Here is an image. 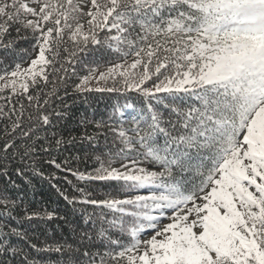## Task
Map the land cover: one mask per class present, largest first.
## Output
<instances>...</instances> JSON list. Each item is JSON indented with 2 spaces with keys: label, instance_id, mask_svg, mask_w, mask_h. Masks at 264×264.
Returning a JSON list of instances; mask_svg holds the SVG:
<instances>
[{
  "label": "snow or ice",
  "instance_id": "obj_1",
  "mask_svg": "<svg viewBox=\"0 0 264 264\" xmlns=\"http://www.w3.org/2000/svg\"><path fill=\"white\" fill-rule=\"evenodd\" d=\"M103 92L140 105L81 115L82 171L66 101ZM29 171L80 213L73 242L22 227L63 219L15 194ZM33 253L264 264V0H0V264H45Z\"/></svg>",
  "mask_w": 264,
  "mask_h": 264
},
{
  "label": "trees",
  "instance_id": "obj_2",
  "mask_svg": "<svg viewBox=\"0 0 264 264\" xmlns=\"http://www.w3.org/2000/svg\"><path fill=\"white\" fill-rule=\"evenodd\" d=\"M75 101V103L73 102ZM67 104L71 105L68 109V118L64 122L66 138L77 137V142L68 148L64 152L65 156L77 157L78 162L73 163V167H79L80 170H84L90 161H86V154H91V146L85 140L80 142L79 137L84 131L83 128L79 126L81 115L86 112V114L91 117L93 113L97 119L101 118L103 115L110 114L113 106L119 107L124 112H132V108L126 107V105H136L138 110L140 101L136 93H92L89 97V105H85L82 102V98H77L69 96L67 99ZM46 172L51 171L49 169ZM60 179L58 181V186L61 189L71 190L70 186L65 183L64 173H60ZM13 179L19 186L15 190V194L23 196L24 203L31 205L33 207H44L46 206L49 210L56 209L57 217L51 221L42 222L39 228L35 227L34 223L28 221H22V227L29 232L32 236L33 242L40 244L45 239H56L61 241L73 242L79 234L85 230L83 220L78 211H73V207L64 201L58 194L56 188L52 187V183H57L56 181L50 182L46 177L41 178L35 176L31 171L25 173V177H17L13 175ZM25 179L30 181L26 183ZM67 179L73 184L83 183L76 180L75 177L68 175ZM97 189L98 194L103 195L104 189L99 182L92 185ZM90 210V209H89ZM38 258L43 259L45 264H54V262L61 259H66L60 257L55 253H33Z\"/></svg>",
  "mask_w": 264,
  "mask_h": 264
}]
</instances>
